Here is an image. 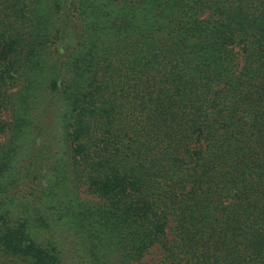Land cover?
Returning <instances> with one entry per match:
<instances>
[{"label":"trees","instance_id":"1","mask_svg":"<svg viewBox=\"0 0 264 264\" xmlns=\"http://www.w3.org/2000/svg\"><path fill=\"white\" fill-rule=\"evenodd\" d=\"M0 264H264V0H0Z\"/></svg>","mask_w":264,"mask_h":264},{"label":"rangeland","instance_id":"2","mask_svg":"<svg viewBox=\"0 0 264 264\" xmlns=\"http://www.w3.org/2000/svg\"><path fill=\"white\" fill-rule=\"evenodd\" d=\"M157 254H158V251H157L156 248H154V249L152 250V252H150L149 254L146 255V257H145V261H146V262H151V260H152L153 258H155V257L158 256Z\"/></svg>","mask_w":264,"mask_h":264}]
</instances>
